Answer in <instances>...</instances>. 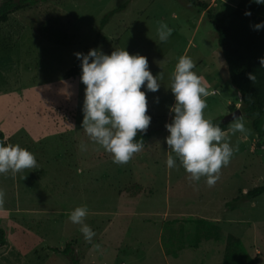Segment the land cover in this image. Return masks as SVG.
<instances>
[{
    "label": "rangeland",
    "instance_id": "rangeland-1",
    "mask_svg": "<svg viewBox=\"0 0 264 264\" xmlns=\"http://www.w3.org/2000/svg\"><path fill=\"white\" fill-rule=\"evenodd\" d=\"M202 1L216 18L229 17L240 3ZM120 9L101 29L103 18ZM161 23L173 29L167 42L158 38ZM118 48L145 56L154 76L163 73L160 89L146 92L147 131L156 132L122 165L84 132L86 86L81 73L68 77L75 53L111 54ZM182 55L195 62L194 71L210 93L205 118L222 122L240 110L249 130L229 133L237 150L212 187L204 177L191 181L178 159L176 167L166 166L171 150L165 125L175 103L170 76ZM0 132L6 143L19 144L37 160L35 168L0 174L5 192L0 229L7 238L0 264H70L53 251L67 245L80 264H223L230 235L241 240L256 264H264V195L226 208L264 185V138L243 113L215 27L206 11L187 0H59L11 14L7 23L0 22ZM77 206L88 208L85 223L96 233L92 243L69 220ZM198 219L219 233L189 223ZM198 234L202 239L196 247ZM180 237L184 250L167 255L164 241L174 250Z\"/></svg>",
    "mask_w": 264,
    "mask_h": 264
},
{
    "label": "clouds",
    "instance_id": "clouds-1",
    "mask_svg": "<svg viewBox=\"0 0 264 264\" xmlns=\"http://www.w3.org/2000/svg\"><path fill=\"white\" fill-rule=\"evenodd\" d=\"M251 2L264 5V0ZM245 15L250 16L251 12L246 11ZM253 27L264 29V22ZM172 32L166 23H161L157 29L161 42H167ZM75 56L80 60V80L86 86L82 128L92 142L112 154L114 164H126L144 146L142 139L135 138L138 132H146L151 123V116L146 114V92L155 93L160 89L163 73L154 76L145 56L129 54L125 48L115 49L111 54L90 49L87 54L77 52ZM259 62L264 66V57ZM195 68L192 58L182 55L170 76V91L175 103L169 109L173 114L171 123L165 125L169 133L165 141L171 150L166 166L169 169L176 167L178 159L191 181L204 177L207 185L212 187L220 177L221 168L230 163L237 150L229 141V133L246 135L249 130L244 117L235 113L227 131L219 123L205 118L206 98L210 93ZM249 79L254 81L255 77L250 74ZM85 147L80 145L81 150ZM36 166L32 152L19 144L0 140V174L11 172L15 175ZM4 198L5 192L0 189V206ZM87 215V206H77L70 212L69 220L80 225L84 240L92 243L96 233L85 223ZM93 247L102 251L99 244Z\"/></svg>",
    "mask_w": 264,
    "mask_h": 264
},
{
    "label": "trees",
    "instance_id": "trees-1",
    "mask_svg": "<svg viewBox=\"0 0 264 264\" xmlns=\"http://www.w3.org/2000/svg\"><path fill=\"white\" fill-rule=\"evenodd\" d=\"M59 0H5L0 5V22L7 23L9 16L25 8L36 7L40 4L55 2ZM192 6L207 13V18L215 27L218 46L222 52L223 59L227 66L231 85L238 91L243 106L244 115L252 121L253 130L259 137L264 138V66L259 62L264 57V29L255 30L254 25L264 22V5L252 3L251 0H240L229 17L216 18L209 6L202 0H187ZM120 10H114L106 15L101 21L103 29L109 20ZM250 11L251 15L246 16L245 12ZM227 20L229 22L227 23ZM81 73L80 60L76 59L72 69L68 72V77L74 78ZM255 77L254 81L249 79V75ZM219 123L223 130H227L228 124H223L220 119L213 120ZM156 131L139 132L135 139L143 140L145 145ZM0 140L6 143L5 135L0 132ZM264 195V185L252 189L246 194L240 195L226 204L228 210H234L244 202L255 200ZM198 228L206 227L209 234H218L220 229L216 228L204 219L192 220ZM174 223H172L173 225ZM167 229V228H166ZM218 236V235H217ZM207 240L212 236H206ZM202 234H198L195 246L199 245ZM6 232L0 229V247L6 244ZM174 243V240L169 239ZM164 241V248L167 255H176L184 250L182 238H178L177 248L170 250ZM67 257L70 264H80L74 249L67 245L63 250L53 249ZM223 264H256L246 252L243 243L235 236H228L226 245V255Z\"/></svg>",
    "mask_w": 264,
    "mask_h": 264
},
{
    "label": "water",
    "instance_id": "water-1",
    "mask_svg": "<svg viewBox=\"0 0 264 264\" xmlns=\"http://www.w3.org/2000/svg\"><path fill=\"white\" fill-rule=\"evenodd\" d=\"M237 116L242 115V112L240 110H236V112H234ZM233 121V115H227L222 119V123L223 124H229L230 122Z\"/></svg>",
    "mask_w": 264,
    "mask_h": 264
}]
</instances>
